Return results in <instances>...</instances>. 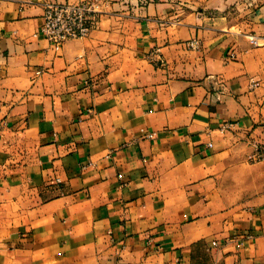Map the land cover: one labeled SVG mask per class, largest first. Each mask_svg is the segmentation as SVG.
<instances>
[{"label":"crops","instance_id":"crops-1","mask_svg":"<svg viewBox=\"0 0 264 264\" xmlns=\"http://www.w3.org/2000/svg\"><path fill=\"white\" fill-rule=\"evenodd\" d=\"M79 1L0 0V264H264V0Z\"/></svg>","mask_w":264,"mask_h":264},{"label":"built area","instance_id":"built-area-1","mask_svg":"<svg viewBox=\"0 0 264 264\" xmlns=\"http://www.w3.org/2000/svg\"><path fill=\"white\" fill-rule=\"evenodd\" d=\"M101 5V0H82L76 3H47L44 6L42 24L38 33L58 51L61 46L73 39L82 38L89 34ZM254 46L259 42L250 37ZM187 47L198 49L197 40L187 42ZM254 85V83H252ZM208 146H211L210 144ZM252 162L264 160V146H255V151L249 156Z\"/></svg>","mask_w":264,"mask_h":264},{"label":"rangeland","instance_id":"rangeland-1","mask_svg":"<svg viewBox=\"0 0 264 264\" xmlns=\"http://www.w3.org/2000/svg\"><path fill=\"white\" fill-rule=\"evenodd\" d=\"M260 44V43H259Z\"/></svg>","mask_w":264,"mask_h":264}]
</instances>
